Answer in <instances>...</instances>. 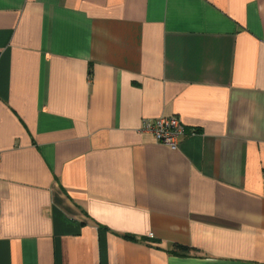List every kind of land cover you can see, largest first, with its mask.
Listing matches in <instances>:
<instances>
[{"label": "crops", "instance_id": "crops-1", "mask_svg": "<svg viewBox=\"0 0 264 264\" xmlns=\"http://www.w3.org/2000/svg\"><path fill=\"white\" fill-rule=\"evenodd\" d=\"M0 264H264V0H0Z\"/></svg>", "mask_w": 264, "mask_h": 264}, {"label": "built area", "instance_id": "built-area-1", "mask_svg": "<svg viewBox=\"0 0 264 264\" xmlns=\"http://www.w3.org/2000/svg\"><path fill=\"white\" fill-rule=\"evenodd\" d=\"M142 131L151 134L157 144L171 150L178 148L181 138L195 134L193 130H188L176 116H161L153 121H146Z\"/></svg>", "mask_w": 264, "mask_h": 264}, {"label": "trees", "instance_id": "trees-1", "mask_svg": "<svg viewBox=\"0 0 264 264\" xmlns=\"http://www.w3.org/2000/svg\"><path fill=\"white\" fill-rule=\"evenodd\" d=\"M187 251V248L175 245L172 252L180 256H185Z\"/></svg>", "mask_w": 264, "mask_h": 264}]
</instances>
